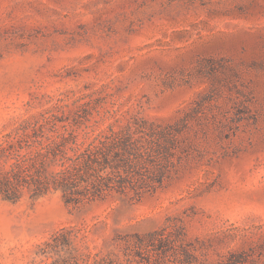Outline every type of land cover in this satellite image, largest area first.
<instances>
[{
    "label": "rangeland",
    "instance_id": "obj_1",
    "mask_svg": "<svg viewBox=\"0 0 264 264\" xmlns=\"http://www.w3.org/2000/svg\"><path fill=\"white\" fill-rule=\"evenodd\" d=\"M51 104L180 119L177 169L140 200L0 198V264H49L39 250L61 227L105 254L174 224L210 260L264 264V0H0V136Z\"/></svg>",
    "mask_w": 264,
    "mask_h": 264
},
{
    "label": "trees",
    "instance_id": "obj_2",
    "mask_svg": "<svg viewBox=\"0 0 264 264\" xmlns=\"http://www.w3.org/2000/svg\"><path fill=\"white\" fill-rule=\"evenodd\" d=\"M181 120L142 116L91 120L47 105L19 118L0 136V198L17 201L59 192L74 207L115 195L140 200L163 188L177 169ZM75 226L61 227L39 250L49 264H244L229 250L217 260L186 237L183 224L113 239L116 251H92Z\"/></svg>",
    "mask_w": 264,
    "mask_h": 264
}]
</instances>
